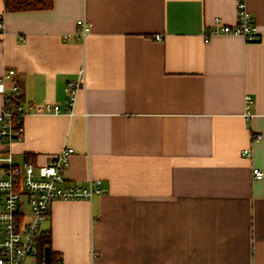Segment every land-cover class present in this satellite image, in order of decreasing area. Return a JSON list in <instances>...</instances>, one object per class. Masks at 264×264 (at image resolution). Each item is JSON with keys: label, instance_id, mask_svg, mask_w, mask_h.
I'll return each mask as SVG.
<instances>
[{"label": "crops", "instance_id": "1", "mask_svg": "<svg viewBox=\"0 0 264 264\" xmlns=\"http://www.w3.org/2000/svg\"><path fill=\"white\" fill-rule=\"evenodd\" d=\"M236 1L0 0V75L15 71L27 110L0 151L45 165L72 148L67 179L103 185L52 204L42 231L62 264H264V0H245L256 41L207 35L236 24Z\"/></svg>", "mask_w": 264, "mask_h": 264}, {"label": "built area", "instance_id": "2", "mask_svg": "<svg viewBox=\"0 0 264 264\" xmlns=\"http://www.w3.org/2000/svg\"><path fill=\"white\" fill-rule=\"evenodd\" d=\"M237 22L233 26L221 25L219 21L210 34L242 36L247 42L256 41L254 17L245 0H237ZM81 35L85 37L90 26L79 20ZM4 18L0 15V33L4 31ZM157 39L160 40V37ZM15 74L9 70L0 75V95L3 107L0 110V147L5 148L20 142L24 137V117L27 113L20 100L21 90L9 81ZM83 76V73H82ZM80 87V81L69 82L67 93L72 106ZM252 100H246L247 117ZM48 112H60L59 105L47 106ZM256 140L261 136H256ZM72 148H63L45 165H36L26 159L16 162L10 150L0 151V264H44L39 261L40 244L43 238L42 224L50 218L52 204L57 201L91 200L104 192L101 180H89L86 185L73 183L65 172L70 166ZM246 156L249 150L244 152ZM254 178L261 180L264 173L253 169ZM24 206L26 209L23 210ZM29 218V219H28Z\"/></svg>", "mask_w": 264, "mask_h": 264}, {"label": "trees", "instance_id": "3", "mask_svg": "<svg viewBox=\"0 0 264 264\" xmlns=\"http://www.w3.org/2000/svg\"><path fill=\"white\" fill-rule=\"evenodd\" d=\"M53 4L54 0H4L6 12L48 10L53 7ZM26 160L31 161L28 157H26ZM51 242V232L50 234L46 233L40 244L39 261L42 263L44 258V248L49 246L51 250V264H62L58 255L53 252Z\"/></svg>", "mask_w": 264, "mask_h": 264}, {"label": "water", "instance_id": "4", "mask_svg": "<svg viewBox=\"0 0 264 264\" xmlns=\"http://www.w3.org/2000/svg\"><path fill=\"white\" fill-rule=\"evenodd\" d=\"M44 264H51V257H50V253H51V250H50V247L49 246H46L44 248Z\"/></svg>", "mask_w": 264, "mask_h": 264}, {"label": "rangeland", "instance_id": "5", "mask_svg": "<svg viewBox=\"0 0 264 264\" xmlns=\"http://www.w3.org/2000/svg\"><path fill=\"white\" fill-rule=\"evenodd\" d=\"M26 209V207L24 206L23 210Z\"/></svg>", "mask_w": 264, "mask_h": 264}]
</instances>
